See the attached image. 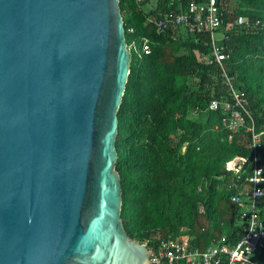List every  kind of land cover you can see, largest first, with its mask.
I'll list each match as a JSON object with an SVG mask.
<instances>
[{"label": "water", "instance_id": "1", "mask_svg": "<svg viewBox=\"0 0 264 264\" xmlns=\"http://www.w3.org/2000/svg\"><path fill=\"white\" fill-rule=\"evenodd\" d=\"M120 0H0V264H149L122 219Z\"/></svg>", "mask_w": 264, "mask_h": 264}, {"label": "trees", "instance_id": "2", "mask_svg": "<svg viewBox=\"0 0 264 264\" xmlns=\"http://www.w3.org/2000/svg\"><path fill=\"white\" fill-rule=\"evenodd\" d=\"M120 6L128 44L151 40L149 53L131 50L119 110L116 170L125 229L149 245L181 235L202 250L222 237L233 245L245 234L244 206L231 196L251 189V126L263 133L256 154L264 168V0H221V29L228 35L223 65L210 62L209 33L176 38L147 23L149 16L175 8L169 0H120ZM240 15L247 19L243 25L236 23ZM235 92L244 93V106ZM213 100L220 109L210 108ZM233 110L245 118L235 132L223 123ZM237 156L247 158L238 173L226 168ZM259 215L264 222V198Z\"/></svg>", "mask_w": 264, "mask_h": 264}, {"label": "built area", "instance_id": "3", "mask_svg": "<svg viewBox=\"0 0 264 264\" xmlns=\"http://www.w3.org/2000/svg\"><path fill=\"white\" fill-rule=\"evenodd\" d=\"M136 1L141 3L144 0ZM169 1L171 5H175V8L164 12L160 18L149 16L147 23L154 24L159 34L173 33L176 38L187 33L200 35L209 33L211 41L210 62L223 65V61L228 56L224 51L223 41L228 35L221 29L224 22L221 0ZM246 22L247 19L243 15H240L236 20L238 25H243ZM128 46L130 50L133 49L138 53L141 51L149 53L151 40L144 36L140 38L139 43L133 40ZM224 75L227 76L225 70ZM228 81H230L229 78ZM234 95L237 104L243 105L244 93L235 92ZM210 108L218 110L221 108V104L218 100H213ZM226 108H231L230 104L226 103ZM223 123L235 132L244 125L245 118L239 111L233 110L229 118L223 119ZM249 130L253 131L255 150L254 172L249 177L251 189H239L231 196L232 201L244 206L240 214L245 225L243 237L233 245L227 243L226 237H222L214 241L206 250L193 247L190 237L187 235L164 238L155 245H149L148 241H140L149 249V264H264V222L259 215V202L264 198V168L256 154V150L262 146L263 133H255L252 126L249 127ZM246 161L247 158L237 156L227 162L226 168L238 173Z\"/></svg>", "mask_w": 264, "mask_h": 264}, {"label": "rangeland", "instance_id": "4", "mask_svg": "<svg viewBox=\"0 0 264 264\" xmlns=\"http://www.w3.org/2000/svg\"><path fill=\"white\" fill-rule=\"evenodd\" d=\"M119 133V132H118Z\"/></svg>", "mask_w": 264, "mask_h": 264}]
</instances>
